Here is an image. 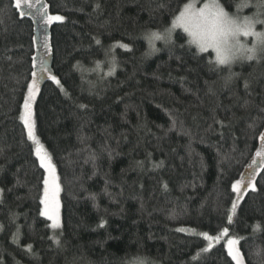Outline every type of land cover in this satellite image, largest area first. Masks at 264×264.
Returning a JSON list of instances; mask_svg holds the SVG:
<instances>
[{
  "label": "trees",
  "instance_id": "trees-1",
  "mask_svg": "<svg viewBox=\"0 0 264 264\" xmlns=\"http://www.w3.org/2000/svg\"><path fill=\"white\" fill-rule=\"evenodd\" d=\"M190 1L40 0L64 18L47 23L42 60L36 15L0 0V264H234L230 236L244 264H264V58L217 66L181 31L150 51L146 35ZM33 80L35 134L60 185L58 243L21 120Z\"/></svg>",
  "mask_w": 264,
  "mask_h": 264
},
{
  "label": "snow or ice",
  "instance_id": "snow-or-ice-1",
  "mask_svg": "<svg viewBox=\"0 0 264 264\" xmlns=\"http://www.w3.org/2000/svg\"><path fill=\"white\" fill-rule=\"evenodd\" d=\"M22 2L24 6L31 8L33 5L30 0H15V7L21 9ZM244 7H255L256 12L251 17L240 18L236 14H230L219 0H204L200 7H196L193 3H186L179 9L178 14L174 16L171 22V28L167 29L165 33L158 32L148 33L146 38L149 41L150 47L154 48V41L164 39L167 41L171 37V33L175 29H182L184 33L190 38L189 44L195 46L198 52L203 53L211 49L215 53V65L230 66L237 60H257L264 58V32H258L255 25L258 23L264 24V0H255V3H250L245 0ZM238 10L240 5L237 6ZM24 13L21 11V16ZM63 17L48 16L46 23L53 21H63ZM243 38V39H242ZM248 38H251V46L248 44ZM99 43V41H97ZM121 47H126L121 45ZM35 73H33V77ZM52 79H55L54 77ZM59 83V81H56ZM37 86L35 80L28 85V94L24 98L23 112L21 120L27 130V136L30 141H35L34 124L32 122V101L34 100ZM261 141L264 143V133H261ZM35 156L39 161V166L44 169L46 175L43 178V196L40 199V204L43 209L41 216L51 221L50 227L53 229L60 227L59 219V193L60 185L57 183L56 169L51 163L50 157L44 153L40 147L35 148ZM260 157V164L264 166V151L256 153ZM255 163V160L253 161ZM249 186L255 191V186L251 183ZM232 190L239 192V182L233 184ZM237 202L233 201L231 212H235ZM229 224L232 223V216H228ZM103 226V225H101ZM177 231H184V229H177ZM228 229L225 228L222 235H227ZM204 239H210L207 234ZM58 243V241H54ZM238 243L236 239L228 241L227 252L234 264H244L243 257L239 249L234 246ZM31 250V246H28ZM207 251V249H205ZM131 264H144L142 259H137Z\"/></svg>",
  "mask_w": 264,
  "mask_h": 264
},
{
  "label": "rangeland",
  "instance_id": "rangeland-1",
  "mask_svg": "<svg viewBox=\"0 0 264 264\" xmlns=\"http://www.w3.org/2000/svg\"><path fill=\"white\" fill-rule=\"evenodd\" d=\"M191 3H193V4H195V6L196 7H200V6H202V4L204 3V0H191L190 1ZM190 2H188V3H190ZM30 3L33 5L31 8H29V7H27V6H24V4H23V2H22V9L24 8V9H26L27 11H29V12H32L33 14H35L36 15V18H37V21L39 22V26H38V33H37V35H38V42H39V45H38V49H39V55H40V58L42 57V60H43V56H45L46 54H47V48L45 47V45H46V25H47V23L45 22L46 20H47V17L48 16H56V15H51V14H49L48 12H47V8H45V10H46V12L45 13H40V7H39V3H40V0H30ZM243 4H244V2H241L240 4H238V5H240V8H239V11L244 7L243 6ZM47 14H48V16H47ZM236 15H238L237 13H235ZM239 16V15H238ZM240 18H243V17H251V16H239ZM173 20V19H172ZM172 22V21H171ZM51 24V23H50ZM256 26H260L261 28H262V31H258V29L256 28ZM169 28H171V23H170V25L167 27V29H169ZM167 29H165V30H163V31H161V32H158V33H161V34H163V33H165L166 32V30ZM255 29H256V31H258V32H264V24H261V23H258V24H256L255 25ZM176 31H181V32H183V30L182 29H175L172 33H171V36L174 34V32H176ZM184 33V32H183ZM184 34H186V33H184ZM187 35V34H186ZM147 36V35H146ZM188 37V36H187ZM188 39L190 40V38L188 37ZM243 39V38H242ZM161 40H163V39H161ZM157 41V40H156ZM155 42V41H154ZM155 44V43H154ZM248 44H249V46H251V38H248ZM149 50L150 51H152L153 49H151L150 48V45H149ZM46 51V52H45ZM209 51H211V52H213L211 49H209ZM213 54H214V57H215V53L213 52ZM42 60H40V66H41V69L43 70V68H44V64H43V61ZM31 119H32V117H31ZM34 136H35V141H36V143H34L33 141V144H34V148H36V147H40L41 149H42V151L44 152V153H47V155L49 156V154H48V152L46 151V149L44 148V146L40 143V141L38 140V138L36 137V134H35V130H34ZM264 144V143H263ZM263 148H264V146H262ZM262 151H264V149L262 150ZM256 153H257V151H256ZM256 153H255V156H256ZM254 156V157H255ZM50 157V156H49ZM51 163H52V165L54 166V164H53V162H52V160H51ZM259 163L260 162H258V164L257 165H259ZM257 165H254L253 166V168L250 170V173L251 174H253V173H255V171H256V166ZM260 168H261V166H260ZM259 168V169H260ZM248 169V168H247ZM259 169L257 170V172L259 171ZM44 170V169H43ZM257 172H256V174H257ZM256 174H255V176H256ZM46 175V173H45V171H44V176ZM56 177H57V173H56ZM253 179H255L254 177H253ZM253 181V180H252ZM57 183L59 184V181H58V177H57ZM60 194V193H59ZM59 198V197H58ZM59 201H60V198H59ZM59 219H60V209H59ZM50 222V225H51V221H49ZM60 224H61V219H60ZM51 231H52V236H53V241H55V239H57V234L59 233V231H60V227L59 228H56V229H53V228H51ZM229 237V236H228ZM225 239H226V237H225ZM230 239H235L234 237H232V236H230L226 241H227V243H225V247H226V249H227V247H228V241L230 240ZM235 248H237L238 249V247H237V244L234 246Z\"/></svg>",
  "mask_w": 264,
  "mask_h": 264
}]
</instances>
